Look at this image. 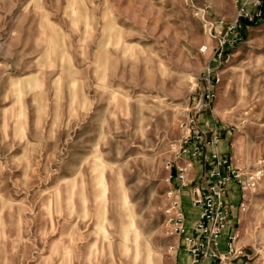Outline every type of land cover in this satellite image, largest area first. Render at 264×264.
I'll list each match as a JSON object with an SVG mask.
<instances>
[{"label":"rangeland","instance_id":"1","mask_svg":"<svg viewBox=\"0 0 264 264\" xmlns=\"http://www.w3.org/2000/svg\"><path fill=\"white\" fill-rule=\"evenodd\" d=\"M235 14L234 0H0V264H144L147 248L178 264L169 175L190 178L180 147L207 88L200 114L253 182L234 205L236 263L264 264V20L220 46Z\"/></svg>","mask_w":264,"mask_h":264},{"label":"built area","instance_id":"2","mask_svg":"<svg viewBox=\"0 0 264 264\" xmlns=\"http://www.w3.org/2000/svg\"><path fill=\"white\" fill-rule=\"evenodd\" d=\"M236 14L224 25L220 46L232 44L241 38L240 30L243 26L253 25L264 20V0H234ZM202 18L204 10L202 9ZM199 11H196L198 14ZM213 28V27H212ZM208 46L200 47L205 52ZM210 88L203 91L202 100L197 103L194 112L187 119V135L182 140L180 153L189 155L187 166H192V159L207 154L206 177L198 182L187 179L186 167L175 164V170L169 175L178 183L176 190L169 192L170 199L166 208L167 220L173 226V231L182 238V247L188 255L185 264H232L235 258L241 256V250L235 249L233 242L236 229L226 235L225 251L220 250V238L229 219V206L226 197L231 183H236L243 191L253 182L242 176L239 167L227 152L218 148L223 131L209 124L208 120L200 121L199 115L207 103L212 99ZM206 100V101H205ZM180 186H188L189 201L198 209L197 218L187 231L185 214L181 206ZM242 202L238 203V208ZM244 260L236 264H245Z\"/></svg>","mask_w":264,"mask_h":264},{"label":"crops","instance_id":"3","mask_svg":"<svg viewBox=\"0 0 264 264\" xmlns=\"http://www.w3.org/2000/svg\"><path fill=\"white\" fill-rule=\"evenodd\" d=\"M199 118H200V121L208 120L210 125H212V126L215 125L214 121H213V117L208 113H206L205 116H204V114H203V116H202V114H200ZM224 135L225 134L223 133V135H222L223 137L219 141L218 148L222 152L229 153L228 139ZM206 159H207V154H205V155L202 154L199 157L193 158L191 160L192 161V171L190 173V179H192V180H195V178L201 179V180L205 179L206 172H207ZM183 196H185L187 198V208L189 210H196V213L198 215V209L196 207L192 206L190 201H189L188 186H185V187L180 186L181 206H182V197ZM226 201H227L228 206H229L230 215H229V219L227 222V226L225 227L223 235L220 238V250L221 251H225V249H226V245H225L226 235L229 233H232L235 230V225L238 222L237 214H235V211H234L235 210L234 205L236 206V210H237L238 203L240 202V191H239L238 185L236 183L230 184L229 191H228V194L226 197ZM184 214H185V224H187V216H186L185 211H184ZM197 215H196V218H197ZM179 243H180V245H179ZM180 255H184L185 257H187V260L189 258L187 253L184 251V249L182 247V238L178 236V244H177L176 251H175V257L177 259L178 264H179ZM237 261H239V258L234 260L232 264H236Z\"/></svg>","mask_w":264,"mask_h":264},{"label":"bare ground","instance_id":"4","mask_svg":"<svg viewBox=\"0 0 264 264\" xmlns=\"http://www.w3.org/2000/svg\"><path fill=\"white\" fill-rule=\"evenodd\" d=\"M137 234H138V232L136 231V234L135 235H137ZM135 250H136V248H135ZM139 254H140L139 251L136 250L135 255H134V261H133V263L136 262L139 259V256H140ZM151 254H152L151 253V250L147 248L146 251L143 253V256H144V264H155V263H157L156 260L153 261Z\"/></svg>","mask_w":264,"mask_h":264}]
</instances>
